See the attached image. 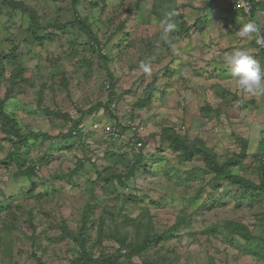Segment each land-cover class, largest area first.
Masks as SVG:
<instances>
[{"label":"rangeland","instance_id":"rangeland-1","mask_svg":"<svg viewBox=\"0 0 264 264\" xmlns=\"http://www.w3.org/2000/svg\"><path fill=\"white\" fill-rule=\"evenodd\" d=\"M251 1L254 15L233 0H0V100L21 134L37 135L14 146L0 123V264H72L80 251L67 233H80L88 205L94 259L264 264V196L215 180L167 138L198 140L259 182L264 94L240 91L225 60L247 49L264 71L255 34L237 35L250 19L264 33V0ZM169 13L177 29L165 42ZM133 121L147 141L134 176L129 143L92 128Z\"/></svg>","mask_w":264,"mask_h":264},{"label":"trees","instance_id":"trees-1","mask_svg":"<svg viewBox=\"0 0 264 264\" xmlns=\"http://www.w3.org/2000/svg\"><path fill=\"white\" fill-rule=\"evenodd\" d=\"M252 5H253V9H252L250 15H253L256 8L259 6V5H256L255 3H252ZM75 20H76L77 25L80 27V29L84 33H86L87 36L95 43L96 39H95L92 31L90 30V28L87 27L80 19H75ZM261 35H264V33ZM98 108H99V104H96L94 107L90 108L88 111H85L84 114L85 115L90 114L93 111L97 110ZM0 123H1V127H2L3 131L5 132V134H7V136H9V138H10L9 141L14 146H16V145H23L24 146V145H26V142L28 141V139L30 137L37 136V135H33V134H30V135L21 134L20 130L15 125L14 119L9 118V116L5 113V111L3 109V101L2 100H0ZM78 124H79V122L74 123L73 128L76 129ZM75 135H76V132L74 131L72 133V131H71V133H69V135H67V137L70 138V137H73ZM11 137H12V139H11ZM167 138H168V143H169L170 147L175 149V150H181L183 157L186 160H190L194 156L202 157L205 164H206L207 170H209L210 173H214L215 180H217L219 178H223L224 181L226 183H228L231 187L238 188L242 192H254V193H258V194H261L264 196V161L259 165V168H258L259 182L254 183L252 181L244 179L243 177H240V176H237V175H234V174L228 172L227 168H226V166L228 164L223 165V164L218 163L216 156L213 153V151L211 149H209L208 147L204 146L200 141L195 140V143L192 144V143H189V141H187L186 139H182L179 136L174 135V134L169 135ZM11 151L15 152V149L13 146H12ZM245 151H246V144L243 145L241 153L238 155H233L231 160L243 158L245 155ZM139 156L136 158L135 162L132 164V168H134V169H133V171H131V174H133V176L136 173L135 168H136V166L139 163V160L141 158ZM11 157H16V159L20 163V167H22L23 163H22V161L19 160V157L16 154L11 153L10 155H8V158H11ZM124 178H120L121 181ZM90 209H91V207L88 205V206H86L85 210L83 211V220H82V227L80 229V233L77 235H75L73 233H67L68 236H70L73 239V241L77 244L79 251H80V257L78 259H76L75 261H73L72 264H120L119 261L117 260V258L106 257L104 259H102V258L101 259H94L91 257L90 254L86 253V249H85L86 226L88 224ZM235 228H237V229H235ZM235 228H231V229H232V232L236 234L239 230V227L236 226ZM244 233H245V237H247V232H244ZM158 239H160V238H157V240ZM152 241L153 240L151 239V241L149 240V241H147V243H152Z\"/></svg>","mask_w":264,"mask_h":264},{"label":"clouds","instance_id":"clouds-1","mask_svg":"<svg viewBox=\"0 0 264 264\" xmlns=\"http://www.w3.org/2000/svg\"><path fill=\"white\" fill-rule=\"evenodd\" d=\"M174 15L175 13H169L168 19L162 21V38L165 42H170V34L177 29L175 21L171 19ZM260 31L256 23L249 22L243 25L237 35L241 38H248L255 34L256 44L264 48V35H260ZM225 60L240 91L250 96L264 94V71L261 69L260 62L250 54L249 50L243 48L235 49L230 55L225 57ZM139 68L145 73L151 70L150 64L146 62H141Z\"/></svg>","mask_w":264,"mask_h":264},{"label":"built area","instance_id":"built-area-1","mask_svg":"<svg viewBox=\"0 0 264 264\" xmlns=\"http://www.w3.org/2000/svg\"><path fill=\"white\" fill-rule=\"evenodd\" d=\"M233 8L243 11L246 15H250L253 5L251 0H233ZM258 47L261 57L264 60V48ZM112 107H114V104H112ZM92 128L94 130L103 131L105 139L112 141L119 140L120 138L125 139L126 142L129 143L127 156L129 160L132 161V164L135 162V155L140 152L143 153L146 146V127L141 121L128 122L126 125L122 124L121 127L109 122L102 124L95 123L92 125ZM36 169H38V167H36ZM125 192H129V188L126 187Z\"/></svg>","mask_w":264,"mask_h":264},{"label":"crops","instance_id":"crops-1","mask_svg":"<svg viewBox=\"0 0 264 264\" xmlns=\"http://www.w3.org/2000/svg\"><path fill=\"white\" fill-rule=\"evenodd\" d=\"M233 12H234V11H233ZM228 13H230V12L228 11ZM255 13H256V12H254V14H255ZM217 14H218V16H220L221 13H219V11H218ZM223 14H224V13H223ZM254 14H253V15H254ZM224 18H225V15H224ZM233 21H234V20H233ZM234 22H235V24H236L238 27H241L242 24L240 23V21L235 20ZM250 22H253V23H256V24H257V21H256L255 19H252V20L250 19ZM257 25L260 26L259 24H257ZM260 55H261V54H260Z\"/></svg>","mask_w":264,"mask_h":264}]
</instances>
